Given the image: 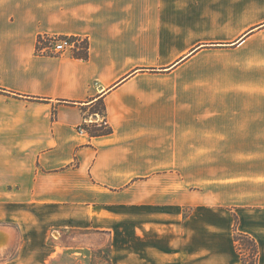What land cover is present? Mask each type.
<instances>
[{"label": "crops", "instance_id": "crops-1", "mask_svg": "<svg viewBox=\"0 0 264 264\" xmlns=\"http://www.w3.org/2000/svg\"><path fill=\"white\" fill-rule=\"evenodd\" d=\"M3 198L0 264L87 258L56 229L106 235L112 264H244L237 229L264 264V0H0Z\"/></svg>", "mask_w": 264, "mask_h": 264}, {"label": "rangeland", "instance_id": "rangeland-1", "mask_svg": "<svg viewBox=\"0 0 264 264\" xmlns=\"http://www.w3.org/2000/svg\"><path fill=\"white\" fill-rule=\"evenodd\" d=\"M14 200H18V199L16 198L0 199V201L3 202L2 204L3 210L5 209L11 210L10 203ZM0 225L16 228L15 227L16 225L6 222H0ZM12 233L14 239L17 236V234L15 231H13ZM90 242H94L95 246L91 245ZM48 243L56 244L60 246L73 247V249L68 250L66 252L69 255H72L75 252H80L83 253L84 255L85 254L87 255V258L85 259L83 258V261L79 260L80 256L73 255V256H67L61 259H57L52 264H109L106 261L110 257L109 242H108V237L106 235L103 234L95 235L94 232H90L89 234L82 235L81 233L73 230L56 229L54 230V235H52L51 238L48 239Z\"/></svg>", "mask_w": 264, "mask_h": 264}, {"label": "trees", "instance_id": "trees-1", "mask_svg": "<svg viewBox=\"0 0 264 264\" xmlns=\"http://www.w3.org/2000/svg\"><path fill=\"white\" fill-rule=\"evenodd\" d=\"M41 39V38H40ZM77 57L88 58V42L83 43L80 46V52L76 54ZM86 120H89L91 116L97 115L104 118V123H84L83 127L87 129V133L91 137L108 136L113 133L112 127L107 123L106 107L103 100H98L91 103L88 106L83 107ZM234 239L237 245L238 252L240 254L241 261L244 264H258L259 250L258 244L254 238L248 234H244L235 229ZM107 263L112 264L110 257L106 260Z\"/></svg>", "mask_w": 264, "mask_h": 264}, {"label": "built area", "instance_id": "built-area-1", "mask_svg": "<svg viewBox=\"0 0 264 264\" xmlns=\"http://www.w3.org/2000/svg\"><path fill=\"white\" fill-rule=\"evenodd\" d=\"M82 40L80 38L74 37H43L40 39V44L38 49L41 51L42 49L51 50L54 54H66L70 52H75L80 48ZM96 119H98L99 124L104 123V118L97 115ZM85 123H90L86 121ZM81 132H87V129L80 127Z\"/></svg>", "mask_w": 264, "mask_h": 264}, {"label": "water", "instance_id": "water-1", "mask_svg": "<svg viewBox=\"0 0 264 264\" xmlns=\"http://www.w3.org/2000/svg\"><path fill=\"white\" fill-rule=\"evenodd\" d=\"M8 229L11 235H13V230L11 228L0 225V241L7 245V251L10 253L13 246V236L7 233Z\"/></svg>", "mask_w": 264, "mask_h": 264}, {"label": "bare ground", "instance_id": "bare-ground-1", "mask_svg": "<svg viewBox=\"0 0 264 264\" xmlns=\"http://www.w3.org/2000/svg\"><path fill=\"white\" fill-rule=\"evenodd\" d=\"M2 245H4V244L2 243Z\"/></svg>", "mask_w": 264, "mask_h": 264}]
</instances>
